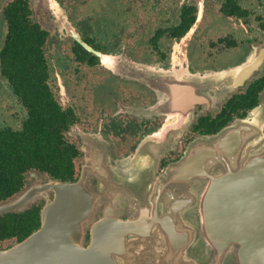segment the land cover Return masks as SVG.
<instances>
[{
  "label": "flooded vegetation",
  "instance_id": "flooded-vegetation-1",
  "mask_svg": "<svg viewBox=\"0 0 264 264\" xmlns=\"http://www.w3.org/2000/svg\"><path fill=\"white\" fill-rule=\"evenodd\" d=\"M0 24V202L43 191L0 212L31 230L0 248L39 228L47 183L77 181L88 162L157 182L197 137L263 106L264 0H0ZM250 64L207 97L211 72Z\"/></svg>",
  "mask_w": 264,
  "mask_h": 264
},
{
  "label": "water",
  "instance_id": "water-1",
  "mask_svg": "<svg viewBox=\"0 0 264 264\" xmlns=\"http://www.w3.org/2000/svg\"><path fill=\"white\" fill-rule=\"evenodd\" d=\"M252 72H211L207 97L216 102ZM262 105L197 137L157 182H139L125 163L88 162L77 181L47 183L55 195L43 199L41 225L0 248V264H264ZM42 194L28 185L0 212H22Z\"/></svg>",
  "mask_w": 264,
  "mask_h": 264
},
{
  "label": "trees",
  "instance_id": "trees-1",
  "mask_svg": "<svg viewBox=\"0 0 264 264\" xmlns=\"http://www.w3.org/2000/svg\"><path fill=\"white\" fill-rule=\"evenodd\" d=\"M32 211H33L32 213L33 214V224L37 226L39 224V218H40L39 213H38V208H34L32 209ZM8 217L9 218L5 222H3V220H0V238H3V239L11 238L12 236H17V235H21L20 237H22L28 232H31L30 229H26V228H29L28 227L30 226L29 223L24 222V223L15 224L13 223V218H11V216H8Z\"/></svg>",
  "mask_w": 264,
  "mask_h": 264
},
{
  "label": "rangeland",
  "instance_id": "rangeland-1",
  "mask_svg": "<svg viewBox=\"0 0 264 264\" xmlns=\"http://www.w3.org/2000/svg\"><path fill=\"white\" fill-rule=\"evenodd\" d=\"M1 31H2V27H1V24H0V45L2 44V41H3V37L1 36Z\"/></svg>",
  "mask_w": 264,
  "mask_h": 264
},
{
  "label": "bare ground",
  "instance_id": "bare-ground-1",
  "mask_svg": "<svg viewBox=\"0 0 264 264\" xmlns=\"http://www.w3.org/2000/svg\"><path fill=\"white\" fill-rule=\"evenodd\" d=\"M104 56H105V55H104ZM104 56H103V57H104Z\"/></svg>",
  "mask_w": 264,
  "mask_h": 264
}]
</instances>
